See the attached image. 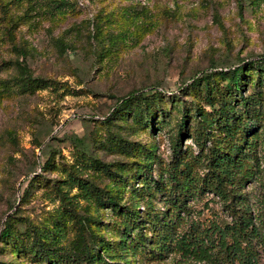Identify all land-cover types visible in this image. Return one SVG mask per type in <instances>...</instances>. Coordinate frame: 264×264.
Here are the masks:
<instances>
[{
  "label": "rangeland",
  "instance_id": "374dc122",
  "mask_svg": "<svg viewBox=\"0 0 264 264\" xmlns=\"http://www.w3.org/2000/svg\"><path fill=\"white\" fill-rule=\"evenodd\" d=\"M70 2L71 12L54 19L32 10L28 21L14 25L12 39L3 31L7 23L0 6V59L13 58L12 42L21 44L24 40L34 49L25 56L22 53L18 60L25 61L32 75L56 81L31 94L0 98V229L8 216L21 222V228L28 222L39 225L54 209L66 205L61 194L67 195L80 212L86 206L93 209V202L82 198L76 186L59 178H66L70 169L98 187H112L107 175L80 163V153L109 164L130 158L106 147L109 132L137 144H152L149 174L155 176L157 168L172 155L180 108L187 107L188 125L197 119L194 106L208 109L202 90H192L187 84L212 68L264 60V0ZM19 8L14 9L18 12ZM94 23L100 28L92 36ZM256 71L248 69L241 89L244 95L256 89ZM198 81L202 87L204 82ZM140 89L156 90L161 98L160 108L152 105L159 108L156 117L151 118L152 126L148 121L145 128H140L131 119L104 123L121 96ZM260 90L264 97V85ZM180 145L185 152L197 150L189 133L181 138ZM35 176L46 184L31 186L28 180ZM140 178L123 181L120 203L135 202L129 190L141 188ZM51 183L60 186L62 193ZM254 188L253 182L245 187L250 191ZM210 196L204 193L201 199L189 203L201 211V217L220 210L214 199L208 202V208L204 207L203 202ZM144 199L145 195L138 200V208H142ZM151 200L162 205L157 197ZM97 212L104 227L101 233L113 245L117 239L112 224L114 211L100 206ZM147 248L132 256L122 254L127 260L124 264H187L173 254L149 259ZM101 255L104 260L110 259ZM9 258V254L0 252V260ZM16 260L18 264H43ZM260 262L264 264V255Z\"/></svg>",
  "mask_w": 264,
  "mask_h": 264
},
{
  "label": "trees",
  "instance_id": "16d2710c",
  "mask_svg": "<svg viewBox=\"0 0 264 264\" xmlns=\"http://www.w3.org/2000/svg\"><path fill=\"white\" fill-rule=\"evenodd\" d=\"M0 6L7 23L3 31L10 39L14 25L28 21L32 10L54 19L72 9L70 0H0ZM16 6L20 7L18 12ZM93 25L92 36L100 28L97 23ZM20 41L21 44L12 42L13 58L0 59V72H6L0 75L1 99L13 94H31L56 82L32 75L25 61L18 60L22 53L25 56L34 49ZM249 68L257 69L253 82L256 89L244 95L241 89ZM199 79L204 82L202 87L198 86ZM262 85L264 60L259 58L232 67L212 68L193 78L187 86L202 90L203 103L208 109L194 106L197 119L188 125L187 107L180 108L172 155L164 166L157 168L155 176L149 174L152 144H137L109 132L106 147L130 158L109 164L80 153V163L100 170L113 186L98 187L69 169L67 177L59 180L76 186L82 198L93 202V209L86 206L80 212L67 195L61 194L66 205L54 209L39 225L28 222L21 228V222L8 216L0 229V252L9 254L10 258L0 260V264H18L16 259L43 264H124L127 261L124 255L132 256L145 246L149 259L173 254L187 264H261L264 255ZM160 100L156 90L130 92L119 98L104 123H112L111 119L124 122L131 119L140 128H145L148 121L152 126L151 118L156 117ZM153 104L159 108L154 109ZM186 133L196 145L195 152L180 148ZM139 176L141 188L129 190L135 202L120 203L123 181ZM28 181L31 186L46 184L39 176ZM251 182L254 190H246ZM51 187L63 191L53 183ZM204 193L212 195L203 202L204 207L208 208L212 199L219 203V212L212 210V216L201 217V211L189 204L201 199ZM144 195L140 209L137 203ZM151 197H157L162 205H155ZM100 206L114 211L112 224L117 239L112 241L113 245L101 233L104 227L98 219ZM70 232L71 236L67 237ZM101 253L110 259L104 260Z\"/></svg>",
  "mask_w": 264,
  "mask_h": 264
}]
</instances>
